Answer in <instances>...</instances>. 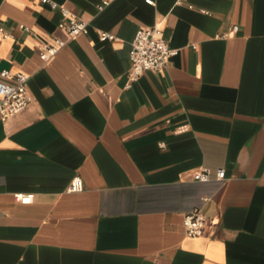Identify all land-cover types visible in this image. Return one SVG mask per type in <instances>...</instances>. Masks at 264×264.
Instances as JSON below:
<instances>
[{
	"label": "crops",
	"instance_id": "0c3cea01",
	"mask_svg": "<svg viewBox=\"0 0 264 264\" xmlns=\"http://www.w3.org/2000/svg\"><path fill=\"white\" fill-rule=\"evenodd\" d=\"M53 1L87 31L0 0V71L31 95L0 116V264H264V0ZM155 24L177 51L130 80L135 33Z\"/></svg>",
	"mask_w": 264,
	"mask_h": 264
},
{
	"label": "built area",
	"instance_id": "2783aa9c",
	"mask_svg": "<svg viewBox=\"0 0 264 264\" xmlns=\"http://www.w3.org/2000/svg\"><path fill=\"white\" fill-rule=\"evenodd\" d=\"M48 2L52 7H57L62 13V19L59 21V28L63 29L69 37H74L80 33L87 31V21L72 14L69 9L62 3L53 0H41ZM110 0H102L99 8H102ZM152 3V0H146ZM29 30L28 27L22 26ZM237 26L234 27V30ZM0 34L7 35V31L0 26ZM102 40L113 38V34L107 31L100 32ZM65 40L55 38L53 43L44 45V49L49 56H52L57 50L65 44ZM176 49L171 48L162 36V29L155 24L148 27H140L135 33L130 49L131 68L129 71L130 80H136L145 70H161L169 61V58L176 53ZM1 77H14L15 84L4 82L0 79V116L2 120H6L24 109H26L31 101V95L27 86L28 76L23 72L11 74L8 69L0 71ZM224 168L217 170L219 178L224 177ZM210 170L207 167L202 168L197 175L200 180H208ZM84 188V182L81 177L74 176L69 184V191H81ZM16 200L22 203H28L32 200L31 193H17ZM186 232L190 236L200 235L203 232L205 218L199 210H192L184 215L183 219Z\"/></svg>",
	"mask_w": 264,
	"mask_h": 264
}]
</instances>
